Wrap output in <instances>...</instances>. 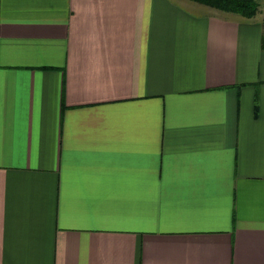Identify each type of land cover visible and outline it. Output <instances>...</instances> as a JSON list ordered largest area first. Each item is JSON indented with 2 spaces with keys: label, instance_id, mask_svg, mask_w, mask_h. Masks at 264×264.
<instances>
[{
  "label": "crops",
  "instance_id": "crops-1",
  "mask_svg": "<svg viewBox=\"0 0 264 264\" xmlns=\"http://www.w3.org/2000/svg\"><path fill=\"white\" fill-rule=\"evenodd\" d=\"M258 1L0 0V264H264Z\"/></svg>",
  "mask_w": 264,
  "mask_h": 264
},
{
  "label": "trees",
  "instance_id": "trees-1",
  "mask_svg": "<svg viewBox=\"0 0 264 264\" xmlns=\"http://www.w3.org/2000/svg\"><path fill=\"white\" fill-rule=\"evenodd\" d=\"M190 2L205 10H215L228 15H235L242 21H254L260 13L258 0H180ZM264 22V21H263Z\"/></svg>",
  "mask_w": 264,
  "mask_h": 264
},
{
  "label": "rangeland",
  "instance_id": "rangeland-1",
  "mask_svg": "<svg viewBox=\"0 0 264 264\" xmlns=\"http://www.w3.org/2000/svg\"><path fill=\"white\" fill-rule=\"evenodd\" d=\"M182 3L192 12H195L197 14H206V12L211 13V14H217L218 15H223L225 16L226 14L225 13H222V12H218V11H215V10H201V9H198L197 6H195L194 4L190 3V2H186V1H182ZM262 11L264 12V4L262 5ZM231 17H237L235 15H231Z\"/></svg>",
  "mask_w": 264,
  "mask_h": 264
}]
</instances>
